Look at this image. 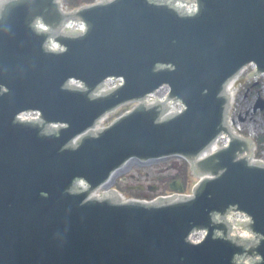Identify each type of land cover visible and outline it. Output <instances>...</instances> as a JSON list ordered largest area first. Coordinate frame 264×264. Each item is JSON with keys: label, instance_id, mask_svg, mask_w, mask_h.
I'll return each instance as SVG.
<instances>
[{"label": "water", "instance_id": "1", "mask_svg": "<svg viewBox=\"0 0 264 264\" xmlns=\"http://www.w3.org/2000/svg\"><path fill=\"white\" fill-rule=\"evenodd\" d=\"M163 1H103L70 15L55 0L0 1V264H264V164L240 158L251 147L235 137L196 160L227 131L225 83L250 62L264 73V0H182L196 3L190 15ZM68 17L85 32L54 37ZM37 20L49 31L36 29ZM50 36L63 52L46 48ZM108 77L124 83L93 97ZM70 78L85 89L67 86ZM162 85L167 99L185 106L181 113L162 117L163 104L142 102ZM132 101L140 102L72 145L105 112ZM29 110L42 121L16 120ZM170 155L201 177L191 196L87 199L125 161ZM136 166L116 172L112 187ZM79 179L85 191L75 187ZM230 210L251 218L243 227L252 241L230 238L228 226L215 223ZM202 228L207 237L188 242Z\"/></svg>", "mask_w": 264, "mask_h": 264}, {"label": "rangeland", "instance_id": "2", "mask_svg": "<svg viewBox=\"0 0 264 264\" xmlns=\"http://www.w3.org/2000/svg\"><path fill=\"white\" fill-rule=\"evenodd\" d=\"M129 108V106H128ZM257 135H264V122L260 124L258 128L255 129ZM264 147V145H263ZM260 157V158H259ZM259 157L256 155V159L264 158V149L260 152ZM126 177L127 184L130 186H150L154 185L159 187L154 194L153 192L137 193L147 196H157L158 194H168L167 185L161 187L163 182L169 183L172 179L180 178L183 180L184 188L189 190L192 185L196 182L191 170L186 164L180 160H173L155 164H148L142 166H136V172L124 174L121 176V179ZM126 185H123L121 180L119 186H113L114 189L119 191V193L129 195L130 197L136 196V193L132 189H128Z\"/></svg>", "mask_w": 264, "mask_h": 264}, {"label": "flooded vegetation", "instance_id": "3", "mask_svg": "<svg viewBox=\"0 0 264 264\" xmlns=\"http://www.w3.org/2000/svg\"><path fill=\"white\" fill-rule=\"evenodd\" d=\"M164 184V183H163ZM168 186L170 188V185H171V182L170 183H165L163 186ZM127 188H133L136 192H139V193H145L146 189L144 190L142 186H130V185H126ZM146 188L149 190L153 189L154 187L153 186H146Z\"/></svg>", "mask_w": 264, "mask_h": 264}, {"label": "trees", "instance_id": "4", "mask_svg": "<svg viewBox=\"0 0 264 264\" xmlns=\"http://www.w3.org/2000/svg\"><path fill=\"white\" fill-rule=\"evenodd\" d=\"M83 1H89V0H69V4L75 6L79 2H83Z\"/></svg>", "mask_w": 264, "mask_h": 264}]
</instances>
